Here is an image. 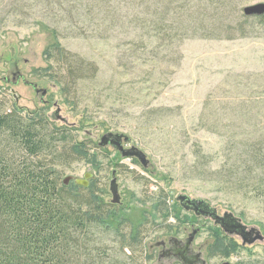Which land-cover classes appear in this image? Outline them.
Here are the masks:
<instances>
[{"label": "rangeland", "instance_id": "374dc122", "mask_svg": "<svg viewBox=\"0 0 264 264\" xmlns=\"http://www.w3.org/2000/svg\"><path fill=\"white\" fill-rule=\"evenodd\" d=\"M111 1V5L120 8L121 19L110 22L103 17L101 25L109 29L106 37L96 35L101 17L97 16V11L95 16L84 19V28L88 30L80 32L78 29L65 30L67 23L53 22L46 19V15L42 19V13L37 17L36 11L30 18L22 16L15 21L12 17L16 15L8 17L9 21L0 27V89L5 91L7 107L15 104L23 114L41 110L56 126L67 125L77 138L97 143L98 149L91 148L89 152V161L73 157L61 160L59 176L63 182L70 180L67 185L84 180V174L89 172L92 174L89 186L104 203L114 204L110 183L116 169L121 201L114 205L123 207L121 214H126L129 219L130 212H135V218H142L139 207L154 213L159 211L153 224L144 228L140 245L144 249L140 251L139 248L131 259L127 258V263L171 264V259L159 260L160 248L152 253L149 247L175 233L179 237L182 235L185 223L182 222L187 214L176 201L182 194L209 201L221 213H233L264 236V203L250 193L229 188L220 190L214 181L218 178L213 175L214 170L239 151V144L230 139L232 130L264 140V26L258 25L251 17L245 31L240 30L244 23V8L264 3V0L189 2V26L195 34L191 30L187 38L177 40L172 46H159V56L153 61L150 56L146 57L145 65L136 71L127 53V39L141 40L143 32L127 24V0ZM5 5H0V10L2 16L7 14V17L13 6H10V0ZM76 6L88 7L85 3H76ZM28 10L23 8L20 15ZM139 12H133V15ZM184 17L182 20L173 17L172 20L187 22L188 18ZM202 17L207 22L200 24ZM22 20L27 24L15 25ZM44 24L55 30L56 35ZM242 32L246 35L241 36ZM144 39L151 46L160 44L155 38L151 42L147 35ZM57 41L68 51L88 60L90 69L95 72L91 74L89 71L88 78L77 88L63 86L66 84L63 76L67 73L60 69L65 68L60 60L50 61L58 72L48 69L46 52ZM176 58L179 65H171L175 64ZM153 68L163 73L172 72L163 77L167 83L164 87L147 84V89L143 83H137L141 80L138 74L150 72ZM54 76H60L63 85ZM33 84L40 92L35 91ZM141 85L145 88L143 94L137 91ZM57 108L61 109L59 118L54 115ZM153 108L166 111L159 110L162 113L159 116V111ZM143 113L150 114L151 118L157 117L149 129L140 127L142 123L138 118ZM201 116L208 118L207 126H214L217 131L200 127ZM74 128L78 130L74 131ZM108 132L129 135L131 141L125 147L135 145L143 150L149 159L148 166L144 167L136 158L123 157L112 146H99L101 137ZM240 146L244 150V145ZM195 162H200L204 175L188 170V166ZM116 163L120 166L114 165ZM209 229L211 226L199 233L197 243L212 238ZM188 230L186 236L191 228ZM124 231L127 232V228ZM110 237L115 240L112 245L118 251L120 239L114 235ZM216 243L210 255L206 253L204 256L206 264L225 261L264 264V238L233 252L231 250V254L222 247L228 242H221L219 238ZM124 251L127 256L131 253L129 247ZM150 254L152 259L146 260L145 255Z\"/></svg>", "mask_w": 264, "mask_h": 264}, {"label": "trees", "instance_id": "16d2710c", "mask_svg": "<svg viewBox=\"0 0 264 264\" xmlns=\"http://www.w3.org/2000/svg\"><path fill=\"white\" fill-rule=\"evenodd\" d=\"M8 1L0 0V5L6 7ZM33 1L34 3L30 0H10L13 8L8 10L9 16H2L0 10V27L13 14L16 16L12 18L16 21L17 17L30 18L36 11L37 17L42 13V19L46 15V19H52L53 22L67 23L65 30L78 29L80 32L88 30L84 28V19L95 16L97 11V16L101 17L96 26V35L106 37L109 29L102 27L103 17L110 22L121 19L120 8L111 5V0ZM180 1L127 0V24H132L135 29L143 32L141 40H135L134 37L127 39L131 51L130 53L128 49L127 53L131 63H134V71L145 65L146 57L150 56L151 61L155 60L159 56V46L170 47L177 40L187 38L191 30L195 34L189 26L191 22L187 13L190 10L189 2L195 0ZM76 3H85L88 7L80 8ZM23 8L29 10L20 15ZM140 9L143 11L139 12ZM136 11L139 13L133 15ZM203 11L206 12L205 9ZM173 17L180 20L188 18L187 22L184 20L187 24L173 21ZM242 17L244 23L240 25L241 31H245L246 23L251 17L258 25L264 26V15ZM205 22L206 18L202 17L200 24ZM25 23L22 20L15 25ZM48 30L56 35L55 30ZM144 35L151 38V42L152 38L157 39L160 44L148 45ZM240 35L246 34L242 32ZM46 59L48 69L55 72H58L57 67L50 62L51 59L55 62L60 60L64 64L65 68L60 69H65L67 73V76L62 75L66 84L63 85L60 76L54 77L67 89L72 86L77 88L79 83L88 78L89 71L95 74L93 68L90 69L88 60L68 51L59 41L47 50ZM167 60L171 58L167 57ZM174 62L171 65H179L176 64L177 58ZM170 73L172 72L163 73L153 68L150 72L138 74L141 80L137 83H143L147 89V84L151 87H164L167 83L163 77ZM143 85L137 89L142 94L145 91ZM0 92V264H131L126 262L127 258L131 259L139 248L140 251L144 249L140 246L144 228L153 224L159 211L154 213L139 207L138 212L141 211L139 214L143 217L135 218V212H130L131 218L128 219L126 214H121L122 206L104 203L92 186L87 188L76 183L66 185L59 176L61 160L73 157L89 161V152L91 148L98 149L97 143L77 138L67 125L56 126L41 110L23 114L15 104L8 108L5 91L0 89ZM153 110L166 111L164 108ZM157 114L161 116L162 113L159 111ZM138 119L142 123L141 128L149 129L157 117L151 118L150 114L143 113ZM206 120L208 122L209 119L201 116L199 126L216 132L214 126H207ZM77 130L74 128V131ZM232 131L230 139L239 144V151L235 157L228 158L226 164L214 170L213 175L218 178L214 180L216 187L220 190L229 188L235 192L250 193L249 195L264 203V140L259 136L247 137ZM240 144L244 145V150ZM230 163L232 166H229ZM114 165L120 166L117 163ZM188 170L196 175L205 174L200 162L188 166ZM154 208L158 209L157 206ZM125 228L127 232L124 231ZM111 235L120 239L118 251L112 245L115 240ZM125 247L131 249L128 256L124 251ZM222 247L229 250L228 254H231V250H236V245L232 246L231 243L222 244ZM145 256L146 260L152 259L151 254Z\"/></svg>", "mask_w": 264, "mask_h": 264}, {"label": "flooded vegetation", "instance_id": "af4514ba", "mask_svg": "<svg viewBox=\"0 0 264 264\" xmlns=\"http://www.w3.org/2000/svg\"><path fill=\"white\" fill-rule=\"evenodd\" d=\"M123 144L124 146L125 144L127 145L125 142ZM176 201L187 214L182 222V224L185 222L183 224V232L180 237L175 233L168 239L155 242L149 247L152 253L156 248L161 249L159 252V260L163 258L171 259V264H206L204 256L206 253L210 255L212 248L217 245L216 240L219 238L221 242L231 243L234 241L233 244L236 245L237 250L247 245V243L244 244L241 235L237 233V230H240L239 225H245L242 218L228 211L219 212L217 207H214L209 201L207 202H209L210 205H204L202 207L191 206L189 209H185L178 199ZM212 208L216 210L214 211ZM209 226H211V229H209L211 233H209L212 235V238L207 239L204 243H197L196 238L199 233ZM246 227L247 232L255 228L247 225ZM189 228H191V232L186 236V232L189 231ZM191 236L193 238L192 241L189 240ZM231 239L233 241H231ZM239 244H241V246Z\"/></svg>", "mask_w": 264, "mask_h": 264}, {"label": "water", "instance_id": "95a60500", "mask_svg": "<svg viewBox=\"0 0 264 264\" xmlns=\"http://www.w3.org/2000/svg\"><path fill=\"white\" fill-rule=\"evenodd\" d=\"M244 14L246 16H253V15H264V3H257V4H252V5H248L244 8ZM7 81V79H6ZM31 85V84H30ZM33 88L35 89V91L40 92L39 88L37 85L33 84L32 85ZM46 94V91L44 90L43 95ZM60 112L61 109L57 108L56 112H55V116L57 118L60 117ZM131 141V138L129 135L125 134V133H113V132H108L106 134H104L101 137V140L99 142V146L101 147H105V146H112L113 148H115L117 151H119L121 153V155L125 158H136L140 161V163L144 166L147 167L149 164V159L147 157V154L141 150L139 147L133 145L131 147H125L124 146V142L125 143H129ZM116 174L117 171L116 169L113 170L112 172V180L110 183V190L112 192L113 195V200L112 203L114 204H119L121 201V196L119 194V190H118V184H117V178H116ZM92 177V174L87 172L84 174V180H77L76 184L79 186H84V187H88L89 186V179ZM70 180L66 179L64 181V183L67 185L68 182ZM181 205L185 208V209H189L191 208V206L193 207H202L204 205H210L209 202H207L204 199L201 198H195L192 199L190 196L186 195V194H182L177 198ZM206 207V206H205ZM207 208V207H206ZM214 211L216 210L215 208H212ZM232 215V214H230ZM240 226V230H237V233L239 235H241V238L243 239L244 244H254L259 240H263L264 236L261 234V231L253 228L251 229V231H246V225H239ZM255 235V236H253ZM192 236L189 239L190 241H192ZM222 264H234L230 261H225Z\"/></svg>", "mask_w": 264, "mask_h": 264}]
</instances>
